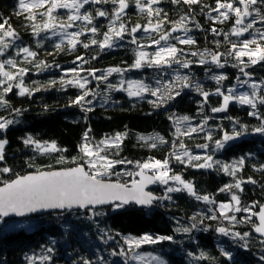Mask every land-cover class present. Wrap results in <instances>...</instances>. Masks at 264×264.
Here are the masks:
<instances>
[{
  "label": "snow or ice",
  "instance_id": "obj_1",
  "mask_svg": "<svg viewBox=\"0 0 264 264\" xmlns=\"http://www.w3.org/2000/svg\"><path fill=\"white\" fill-rule=\"evenodd\" d=\"M162 0H132L139 13L147 18L145 24L136 23L129 25L124 17L130 7V0H16L15 14L23 17L30 28L33 36L40 38L44 33V39L58 37V42L54 43L56 51H76L78 46L87 50L95 46L99 51L97 55L91 57L92 60L98 59L99 54L106 50L123 47L124 43L134 45V60L126 67L112 66L100 70L89 68L85 69L84 64L89 60L85 55H77L74 63L79 62L77 67L62 69L63 75L59 81L52 79L46 85H39L34 81L33 85H26L24 77L30 71L29 68L20 66L17 59L9 57L0 59V108L10 109V115L0 116V134H5L10 126L19 123L17 117L23 115V109L12 108L11 103L6 99L14 88L18 90L20 97L31 96L35 92L47 90L55 87L59 83L62 89L75 88L78 93L69 102V106L78 107L87 114L95 110L94 101L98 96H102L105 103L110 99L112 92L122 91L129 98H143L145 94H150L155 99L149 101L154 108H160L169 101L180 97L187 89L199 94L202 99L198 102V112L205 113V106L210 108V113H226L230 105L247 106L250 111L248 115L254 117L257 125L249 126L242 124L238 119L231 116L228 119L232 128L231 131L217 125L215 130L222 135L215 138L213 130L209 128V121L214 119L213 115L204 114L198 124L191 123L192 117L188 115L176 116L174 113L169 116V120L175 125L173 135L176 137L171 142L170 151L165 159L160 160L154 157L141 161H131L127 159H114L110 152L115 155L127 138V131L117 132L111 136H105L101 140L94 141L90 136L89 127L82 136V141L78 146L79 157H74L73 167L55 169L49 167L47 170L37 169L25 175L17 174L15 179L4 181L0 186V226L5 232H13L16 229L32 230V225L28 223L9 222L7 218L26 217L29 214L42 212L58 211L62 219L59 223L61 235L66 237L68 243L83 241L89 245L93 241L87 238V233L80 229L81 222H86L89 228L94 227L98 239L104 245L109 241L115 242L118 246L113 248L108 255L111 257L119 256L124 259V264L139 261L143 264H169V261L160 255L152 253L142 254L138 252L143 245H158L163 242L180 243L173 235H160L144 233L140 236L112 234L109 228L100 227V217L107 216L104 210L109 206L115 212L126 208L129 205L138 206L141 210H152L154 206L162 204L163 201H172L174 193H186L196 201H202L209 205H216L215 209H210L209 213H193L188 220L190 224L185 226L179 220L175 228L176 233L190 234L193 230L199 229L204 225L205 219L221 223L215 231L224 237H230L233 241L243 242L240 247H248V239L251 232L234 231L237 224H250L253 231L264 238V204L253 201L249 205H243L241 196L243 185L258 183L257 180L249 176L247 179L238 177L237 173L242 171L246 164V158L252 156L248 153L231 163L215 158V153L226 147L228 142L239 139L240 137L259 134L264 136V79L259 81L252 80V73L247 71L251 66L264 62V28L257 27V24L264 25V0H215V5H203L201 12L204 13L213 24L219 22L223 24L232 19L233 26L230 31L211 27L210 33L214 37L223 36V43L229 45L226 52H220L208 48L203 50H186L183 46L197 45V40L190 35L194 27L203 31L199 22H193L188 15H181L179 20L169 21L163 8L159 7ZM175 4L183 3L188 6L197 5L201 0H172ZM111 4L114 7L111 12L104 10L97 5ZM205 9L207 11L205 12ZM59 10H65L66 15L60 16ZM212 13H216L215 16ZM107 18V30L102 34L99 27L95 24L97 18ZM0 22V56H4L10 48L15 49V57H22V61L28 64L35 62V67L40 71L52 68L44 61L36 62L38 53L28 46L18 45L16 42L21 40L19 33L10 23V18ZM79 22V23H78ZM169 23L172 27L165 28ZM74 29V30H73ZM146 34L138 37V33ZM182 33V34H181ZM101 34L102 39H97ZM175 34V35H174ZM247 34V38H244ZM85 37V39H82ZM90 37V38H89ZM231 37H236L232 40ZM146 40L147 43L142 42ZM38 43L43 41L38 39ZM213 43L218 49L222 41L214 39ZM154 47V51L146 49ZM193 57L196 59H190ZM228 57L234 63L232 67L239 69L240 75L235 77V82L230 86H225L224 81L229 77L226 73L214 71V69H224L228 65ZM246 58V59H245ZM205 67V75L217 85L214 90H206L203 84L191 72L193 65ZM59 67V65H55ZM145 68L157 70L155 78L156 86L146 83L144 79H125V74L133 70ZM171 70V71H168ZM182 70H189L182 73ZM86 72L87 75L81 73ZM100 73L97 75V73ZM118 74L120 79L116 83L109 81V77ZM169 79L164 80V76ZM241 76L244 78L242 79ZM91 77L92 79H89ZM95 80L106 85V92L101 94L89 87ZM247 87L248 90L240 91ZM219 97L218 106H211L209 98ZM181 125H184L181 127ZM204 133V143L196 144L195 147L204 150V153L193 154L184 143V137L192 138L193 134ZM143 147L157 149L158 147L169 144L163 136L140 135L137 137ZM179 141V143H177ZM26 146L33 147L34 151L42 155L61 153L67 149L58 146L55 141H39L32 136L23 139ZM9 144L6 138H0V162L6 161L5 149ZM211 145V151H209ZM63 155L56 160L57 164L65 161ZM185 167L196 169H208L222 171L232 177L230 183L224 184L218 189L219 192H227L230 195L228 202L217 204L215 198L208 194H201L197 191L194 182L185 180L181 173H175L172 162ZM135 167V171L116 172V165H129ZM29 167L33 165L29 164ZM254 170L264 173V164L252 165ZM13 169L9 166L0 167V174L11 173ZM130 177V181L122 182L119 177ZM115 176L117 179L113 180ZM150 185H160L163 192L160 195L148 190ZM259 209L256 211L255 209ZM218 212V215L216 214ZM246 213L238 219L237 214ZM258 218V222L253 220ZM227 221L231 227L223 225ZM210 225L202 230L207 231ZM120 236V240L116 237ZM264 245V239L260 241ZM57 240L49 237L48 245L43 246L40 254L33 253L25 257L27 264H53V255L56 251ZM107 251V249H105ZM222 255L229 262L234 260L230 251L220 249ZM189 256L194 254L189 252ZM196 260L214 259L201 251ZM264 262V255L259 257ZM6 264V262H0ZM81 264H110L104 255L97 253L95 261L82 258Z\"/></svg>",
  "mask_w": 264,
  "mask_h": 264
},
{
  "label": "trees",
  "instance_id": "obj_2",
  "mask_svg": "<svg viewBox=\"0 0 264 264\" xmlns=\"http://www.w3.org/2000/svg\"><path fill=\"white\" fill-rule=\"evenodd\" d=\"M16 0H0V18H10L11 25L19 33L21 40L16 43L21 46H28L38 53L36 62L44 61L49 65H54L52 68L40 71L33 64H28L22 61V57H15V49L10 48L4 56L0 59H7L9 57L17 59L20 66L29 68L30 71L24 77L26 85H33L36 81L39 85H46L48 81L59 78L63 75L62 69L77 67L79 62L74 63L77 55H85L89 60L88 64H84L85 69L94 68L104 70L112 66L126 67L134 60L133 49L134 45L124 43L123 47H117L112 50H106L99 54L98 59L92 60L93 55H97L98 49L93 46L87 50L82 47L77 48L76 51H56L54 43L58 42V37H51L44 39V33L40 38L32 35L28 22L21 16L15 14ZM203 5H215V0H201L200 4L188 6L183 3L175 4L172 0H162L159 7L163 8L167 14L169 21L179 20L181 15H188L193 22H199L204 29L201 31L194 27V23L190 25L193 31L190 33L196 40L197 45L183 46L186 50H203L204 48L226 52L229 45L223 43V36L214 37L209 29L216 27L223 29L225 32L230 31L233 26V20L220 24L219 22L213 24L208 17L201 12ZM104 10L111 12L114 7L111 4L97 5ZM207 9H205V12ZM60 16H65V10H59L57 13ZM213 16L216 13H212ZM125 21L131 26L136 23L145 24L147 18L138 12L132 0H130V7L127 10V15L124 17ZM0 22H3L0 19ZM79 23V22H78ZM95 24L99 27L102 34L107 30L108 19L97 18ZM169 23L165 24V28H171ZM257 27L264 28V25L257 24ZM74 30V29H73ZM98 34L97 39H102V35ZM182 34V33H181ZM138 37H144L146 34L138 33ZM175 35V34H174ZM90 38V37H89ZM244 38H247V34ZM43 41L42 44L37 40ZM85 39V37H82ZM214 39L222 41L221 46L217 49L213 43ZM236 40V37H231ZM142 42L147 43L146 40ZM147 51H154L155 48H148ZM190 59H196L189 57ZM246 59V58H245ZM228 65L224 69H214V71L226 73L229 79L224 81L225 86H230L235 82V77L240 75L239 69L232 67L234 61L228 57ZM124 62H127L125 64ZM59 65V67H55ZM252 73V80L259 81L264 79V62L254 65L246 69ZM171 71V70H168ZM189 70H182L186 73ZM191 72L203 84L206 90H214L217 86L214 81H211L205 75V67L193 65ZM87 75L86 72L81 73ZM100 73L98 72L97 75ZM157 77V70L145 68L142 70H133L125 74V79H144L146 83L156 86L155 78ZM243 79L244 77L241 76ZM89 79H92L89 77ZM120 76L113 74L109 77L112 83L118 82ZM169 79L165 75L164 80ZM90 88L104 94L106 92V85L103 82L95 80L89 84ZM240 91L248 90L247 87L239 89ZM79 90L75 88L62 89L57 83L55 87L47 88L35 92L31 96L20 97L18 90L14 88L12 93L6 97L11 103L12 108L25 110L23 115L17 117L19 123L10 126L5 134H0V138L9 140V144L5 149L6 161L0 162V167L9 166L13 169L11 173L0 174V186L4 181L15 179L16 175H25L37 169L45 170L49 167L59 169L75 166L72 163L74 157H79L78 146L82 141L83 133L90 127V136L94 141H99L105 136L114 135L117 132L127 131V138L124 140L119 154L115 155L110 152L114 159H127L131 161H141L154 157L163 160L166 158L170 145L176 137L173 135L175 125L169 116L173 113L176 116L188 115L192 117L191 123L198 124L204 114L213 115L215 118L209 121V128L213 130L215 138H220L222 135L215 128L217 125H223V128L231 131L232 124L225 117L231 116L238 119L242 124L249 126L257 125L258 121L248 115L250 109L247 106L230 105L226 113L212 114L210 108L205 106V113L198 112V102L202 99L199 94L194 91L185 90L180 97L169 101L160 108H154L149 101L155 99L150 94H145L141 98H129L126 93L122 91L112 92L107 103L104 102L102 96H98L94 101L95 110L87 114V120L84 119V113L76 106H69V102ZM220 98L211 96L209 103L211 106H218ZM261 111H264V106H261ZM0 116L10 115V109L0 108ZM184 125H181L183 127ZM159 134L169 141V144L162 145L157 149H150L143 147L137 137L140 135H156ZM32 136L34 139L43 141H55L61 148L67 149L65 152L54 153L51 155H42L34 151L33 147L26 146L23 139ZM204 133L193 134L192 138H182L184 143L193 152V154H203L204 150L195 147L196 144L204 143ZM179 143V141H177ZM211 151V145L210 149ZM252 153V156L246 158V164L242 171L237 173L238 177L247 179L251 176L257 180L256 184L243 185V193H238L241 196L243 205H249L253 201H259L264 204V173L254 170L252 165L259 166L264 164V136L259 134H250L240 137L237 140L230 141L226 147L215 153V158L224 162L231 163ZM63 155L66 159L63 163L57 164L56 160ZM31 164L33 167H29ZM172 168L175 173H181L185 180L194 182L196 189L201 194H208L215 198L217 204L220 202H228L230 195L227 192L221 193L218 191L224 184L232 182L233 178L224 174L222 171L196 169L192 167H185L172 162ZM135 171L132 164L116 165L114 171ZM122 182L130 181V177H119ZM113 180L117 177L113 176ZM154 191L160 195L163 192V187L158 185ZM172 201H163L162 204L156 205L152 210H141L138 206L129 205L124 209L118 211H111L107 206L104 210L108 213L105 217H100V227L109 228L112 234L120 233L121 235L140 236L144 233L173 235L180 243L163 242L158 245H143L138 252L152 253L153 255H160L169 261V264H264L259 257L264 255V245L260 243L262 238L257 237L250 224H237L234 231L251 232L252 235L248 239V247L242 248L240 244L243 242L233 241L230 237H224L215 231V228L221 223L219 220L212 221L205 219L204 225L199 229L193 230L190 234L176 233L175 228L178 226L176 221L179 220L181 224L188 226L190 221L188 218L193 213H209L210 209H215L216 205H209L202 201H196L186 193L172 194ZM258 211L259 209H255ZM211 214V213H209ZM218 215V212H216ZM246 213L237 214L238 219ZM62 219L58 211L42 216H32L23 219H8L9 222L28 223L32 225V230L16 229L13 232L3 231L4 226H0V262L6 264H27L25 257L27 255L40 254L43 246L48 245L49 237L57 240L56 251L53 255V264H81L82 258H87L95 261L97 253L105 256L110 261V264H124V259L116 256L111 257L108 253L118 246L113 241H109L108 245H104L98 239L95 228H89L86 222H81L80 229L87 233V238L93 243L91 245L80 241L68 243L66 237L61 235L59 223ZM257 221L256 217H253ZM211 226L207 231L202 230L207 226ZM223 225L231 227L227 221H223ZM120 240V236L116 237ZM223 248L225 251H230L233 254L234 260L229 262L220 251ZM107 249V251H105ZM203 251L211 258L209 260H196L195 256ZM191 252L194 255L189 256ZM146 255V254H145ZM131 264H143V262L134 261ZM155 264V262H153Z\"/></svg>",
  "mask_w": 264,
  "mask_h": 264
},
{
  "label": "water",
  "instance_id": "obj_3",
  "mask_svg": "<svg viewBox=\"0 0 264 264\" xmlns=\"http://www.w3.org/2000/svg\"><path fill=\"white\" fill-rule=\"evenodd\" d=\"M59 169H60V168H59ZM45 170H47V169H45ZM32 172H34V171H32ZM1 186H3V185H1ZM157 187H158V185H150L148 190L153 191L155 194H157V193L154 191V189L157 188ZM157 195H158V194H157ZM105 207H107V206H105ZM48 213H51V212H42V213H36V214H29V215L26 216V217H16V216H12V217H9V218H7V219H23V218H28V217H32V216H42V215H45V214H48ZM256 219H257V222H258V218H257V217H256ZM253 232H254V231H253ZM254 234H255L257 237H260L259 234L255 233V232H254ZM260 238H262V237H260ZM262 239H264V238H262Z\"/></svg>",
  "mask_w": 264,
  "mask_h": 264
},
{
  "label": "rangeland",
  "instance_id": "obj_4",
  "mask_svg": "<svg viewBox=\"0 0 264 264\" xmlns=\"http://www.w3.org/2000/svg\"><path fill=\"white\" fill-rule=\"evenodd\" d=\"M142 254H147V253H144V252H143Z\"/></svg>",
  "mask_w": 264,
  "mask_h": 264
}]
</instances>
